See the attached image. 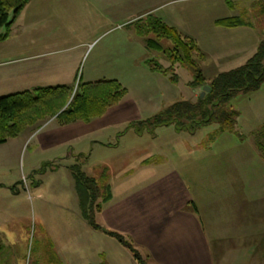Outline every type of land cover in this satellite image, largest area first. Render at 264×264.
I'll return each mask as SVG.
<instances>
[{
	"label": "rangeland",
	"instance_id": "1",
	"mask_svg": "<svg viewBox=\"0 0 264 264\" xmlns=\"http://www.w3.org/2000/svg\"><path fill=\"white\" fill-rule=\"evenodd\" d=\"M118 6L124 18L107 22ZM139 14L144 16L141 22L120 25ZM148 14L197 43L206 55L200 68L210 79L244 64L264 38V0H30L9 38L0 41V96L8 92L5 62L29 53H46L50 59L81 53L75 88L89 81L91 69L102 66L103 73L93 78L116 79L128 94L105 118L112 123L93 134L94 150L74 139L59 143L61 136H54L57 141L50 145L54 137L49 135L63 127L56 118L0 144V264H138L116 238L82 218L77 171L100 183L106 179L111 186L112 204L104 202L94 217L101 226L111 227L109 214L116 210L130 213L134 196L158 199L164 206L190 199V206L200 213L202 208L211 239L225 233L212 243L217 264H232L234 255L245 264L264 255V246L248 244L251 238L244 247H235V240L226 236L233 182L248 183L244 206L249 219L254 214L256 219L257 211L264 214V156L258 146L264 142V86L230 98V106L241 114L237 132L218 131L213 145L207 136L218 124L194 133L153 124L166 108L184 99L196 101L204 89L189 85L193 67L172 64L166 54L149 48L148 39L157 34L140 33L148 29ZM232 16H243L251 26L216 24ZM39 39L40 44L31 45ZM160 41L166 48L173 46L168 37ZM152 59L164 68L174 67L178 82L150 70L147 61ZM100 141L106 148L98 146ZM210 203L215 208L209 211ZM215 213L220 226L211 221Z\"/></svg>",
	"mask_w": 264,
	"mask_h": 264
},
{
	"label": "trees",
	"instance_id": "2",
	"mask_svg": "<svg viewBox=\"0 0 264 264\" xmlns=\"http://www.w3.org/2000/svg\"><path fill=\"white\" fill-rule=\"evenodd\" d=\"M30 0H0V41L7 40L17 17L25 9ZM148 29L141 28V35L156 33L157 38L150 37L148 46L166 54L172 64L189 65L195 69L192 87L211 90L196 101L184 99L175 102L154 117L153 124L159 126L173 125L179 131L194 133L201 127L218 124V127L207 136L210 144L219 137L220 132H237V120L240 112L230 106V98L239 92L260 90L264 86V38L257 50L244 64L219 73L214 78L207 77L200 68L206 55L200 51L193 39L183 37L175 27L147 15ZM156 18V19H155ZM218 26L236 28L251 26L243 16L221 18L216 21ZM162 37L172 40L173 46L166 48L161 43ZM147 64L152 71H160L177 83L179 75L174 67L164 68L156 60ZM128 94V89L116 79L86 81L78 87L60 84L40 86L34 89L0 96V144L18 135L27 127H31L52 118L59 120L61 125L79 121L89 122L101 117L113 106L118 105ZM206 142V140H205ZM264 156V142L258 143ZM76 168H74L75 170ZM100 183L95 177H86L77 171L78 190L83 205V216L92 228L99 230L101 225L95 222V214L102 212L103 203L112 198L110 184L106 179ZM195 212H198L194 207ZM108 234L116 238L131 251L138 264H153L143 249L128 235L118 231Z\"/></svg>",
	"mask_w": 264,
	"mask_h": 264
},
{
	"label": "crops",
	"instance_id": "3",
	"mask_svg": "<svg viewBox=\"0 0 264 264\" xmlns=\"http://www.w3.org/2000/svg\"><path fill=\"white\" fill-rule=\"evenodd\" d=\"M119 7L120 6L110 13L108 17L111 19L107 22L115 23L117 19L124 18V16H121L124 13L117 12L119 11ZM143 17L139 14L138 16L130 17L128 21L123 19V21L119 23L120 25L127 24L128 26H134L137 22H141V18ZM120 25L112 26V28L120 27ZM38 42L40 44L41 40L39 39L31 45H35ZM80 59H82L81 53L75 54V56L71 58L60 56L55 59H50V57L46 56V53H29L22 55L20 58L7 60L4 66L7 70L6 78L9 80V85L6 87L8 91L7 94L26 89H34L40 86L60 84L74 86L73 83H75L77 79ZM101 68L102 66L97 69H91L89 72L90 78L88 80L93 81L96 79L93 78L94 75L97 73L102 74L103 71L100 70ZM167 80L171 81L170 79ZM23 83L24 85H22ZM115 107H111L106 114L89 122L79 121L62 125L63 127L60 129V132L51 133L49 135L50 138L61 136L62 139L57 141V138L54 137L50 140V145L54 141L55 143L56 141L62 143L67 141V139H69V141L74 139L73 141L77 140L76 142L80 144L85 143L86 147L92 146V150H94L93 134L96 131L103 130L105 125H109L108 123H112L113 120H108L110 114H114L116 110ZM107 117L108 120L106 121L105 118ZM39 129L40 128H38V130ZM49 139L47 141H49ZM98 143H101V145L98 146L106 148L103 145L104 142L100 141ZM204 143L205 138L202 142L203 146L206 145ZM242 184L236 183L235 185V182H233V189H235V192H233L230 205L229 225L231 228L228 230V233H226V236L228 235L232 240H235L233 242L235 247H244V245H246L244 241H248L250 238L252 242L248 244L252 245L257 243L260 246H264V221H262L264 220L262 216L264 214H262L261 211H257L259 216L254 219V214L249 219L248 209L244 206L247 204L246 201L248 199V192L244 191V189L247 187L246 184L248 183ZM243 193L244 195L242 196L241 194ZM260 197L264 198V194L260 195ZM251 199H253V197H251ZM113 200L114 196L106 202V205L112 204ZM161 202L162 201L158 199H152L149 202L148 198H137L134 196L133 201H131L128 206L131 211L130 213L122 214L123 210L126 208L116 210L109 214L111 227L102 225L97 231H102L107 235H109V231H118L130 235L143 249L144 254L150 257L153 264H217L212 249V243L216 245L217 241L221 240L220 238H222L225 233L220 237H218L216 233L211 239L202 208L201 213L198 208H196L198 212H195L194 207L190 206L188 203L190 199L185 203L181 202L178 206L177 204L164 206V203L161 204ZM214 208V203H210L209 211ZM211 217L213 218L211 220L213 225L220 226L216 213L215 216L212 215ZM82 218L85 219L84 216ZM255 236L258 237L254 239ZM231 255L233 256V253H231ZM232 264H245V261H238L234 255ZM246 264H264V255H260L254 259V262Z\"/></svg>",
	"mask_w": 264,
	"mask_h": 264
},
{
	"label": "water",
	"instance_id": "4",
	"mask_svg": "<svg viewBox=\"0 0 264 264\" xmlns=\"http://www.w3.org/2000/svg\"><path fill=\"white\" fill-rule=\"evenodd\" d=\"M211 90V87L209 86V85H206L205 87H204V90L202 91V93H201V97L202 98H204V96L206 95V93L207 92H209Z\"/></svg>",
	"mask_w": 264,
	"mask_h": 264
}]
</instances>
